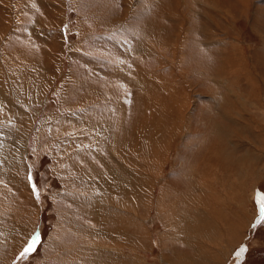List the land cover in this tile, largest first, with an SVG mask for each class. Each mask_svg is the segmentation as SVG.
<instances>
[{"label":"rangeland","instance_id":"obj_1","mask_svg":"<svg viewBox=\"0 0 264 264\" xmlns=\"http://www.w3.org/2000/svg\"><path fill=\"white\" fill-rule=\"evenodd\" d=\"M208 1L133 0L127 12L126 0H0V264H24L18 259L19 251L36 230L46 233V238L31 257V264H72L67 258H82L85 263L80 264H135L144 258L148 264H179L182 256H187L185 264H237L234 250L241 244L248 251L239 264H264V227H250L258 215L256 194L264 193V0H246L242 7L230 0H217L229 10V18L215 13L220 4L214 10ZM205 14L213 19V27ZM178 16L183 20L182 35L189 30L188 41L181 37L173 48L180 28ZM156 34H160L161 55ZM218 39L229 45L221 48ZM223 53L232 58V66L222 64L226 62V58L221 61ZM144 67L155 79L162 75L174 81L175 89L167 85L161 90L159 80H153V90L144 92L146 85L151 86L142 72ZM75 80L85 85L75 87ZM94 88L97 90L92 91ZM108 90L112 91L109 97L104 93ZM81 94L89 96L83 103L88 108L74 110L83 101ZM149 95L153 98L149 104L172 97L181 102L184 96L192 101L185 108L190 123L187 120L180 125L169 148L143 147L145 153L148 149L159 152V156L148 155L155 161L152 165L143 164L132 148H141L139 138L149 135L147 128L137 125L139 118L146 116L145 98ZM236 96L244 99L245 106L236 103ZM231 103L236 104L234 110ZM84 119L94 122L97 131L86 134ZM100 121H108L109 134L99 131ZM74 127L78 129L72 130ZM95 131L105 141L114 135L116 149L126 137L130 146L121 151L126 153L127 163L135 171L150 174L153 184L137 192L141 180L131 176L130 167L119 169L126 183L132 182L134 190L129 191L136 197V208L116 205L111 189L116 175L106 169H115L116 164L102 148L103 140L96 146L100 152L96 154L103 159L95 154L92 147L96 140L91 137ZM165 133L168 137L165 131L157 139L166 141ZM152 141L149 146L156 140ZM160 157L166 158L160 160L164 166L156 162ZM205 157L213 170L207 173V192L201 196L196 188L198 177L190 172ZM99 178L105 180L104 185L95 191L92 184ZM33 183L40 194L38 200ZM86 189L88 192L83 191ZM168 189L171 192L162 196ZM94 194L100 196L101 204L88 201ZM120 194L119 198L125 197ZM140 195L149 200L145 206ZM157 204L162 206L159 216ZM140 215L143 222L137 224ZM195 219L199 221L193 222ZM165 221L174 236H164ZM122 225L127 238L117 235ZM102 229L112 230L115 238L91 234ZM136 232L149 240L138 241ZM125 238L126 243L121 244ZM95 240L111 249L96 247L92 244ZM192 242L197 243L196 248ZM74 246L84 249L79 250L84 258L70 257L68 252Z\"/></svg>","mask_w":264,"mask_h":264},{"label":"bare ground","instance_id":"obj_2","mask_svg":"<svg viewBox=\"0 0 264 264\" xmlns=\"http://www.w3.org/2000/svg\"><path fill=\"white\" fill-rule=\"evenodd\" d=\"M132 1L133 0H126V11L128 12V8H130L131 9V7L130 6H132ZM184 1V0H183ZM186 1V0H185ZM210 1V2H209ZM208 2L210 3L209 5H211V8H213L214 10H215V8H216V5L218 4H220V7L219 8H217L218 9V11L219 12H216L215 11V13H217V14H226L227 16H228V18L229 17H231V14H229V10H227V9H224V7L222 6V4L221 3H218V1L217 0H215V1H212V0H209ZM220 1V0H219ZM222 1V0H221ZM231 2H233V3H235L237 6H245L244 5V3H245V1L246 0H230ZM158 2V1H157ZM206 2V1H205ZM177 4V3H176ZM185 4V3H184ZM204 4V3H203ZM217 5V6H218ZM180 6V5H179ZM165 8V7H164ZM163 8V9H164ZM176 8V7H175ZM244 8V7H243ZM166 9V8H165ZM167 10V9H166ZM238 10L239 11H241V9L238 7ZM243 10V9H242ZM133 12L132 13H135L134 12V10H132ZM139 11H140V9H139ZM210 11H212V10H210ZM142 12V11H141ZM160 13V12H159ZM178 13V12H177ZM176 13V14H177ZM175 14V15H176ZM193 14H194V12H193ZM196 14V13H195ZM206 16V19L208 20V23L210 24V26L211 27H213V19H211V17H210V15H209V17H208V14H205ZM233 16V15H232ZM225 17V16H224ZM177 19H178V21H179V23H180V28H178L179 30H176V33H175V35H174V40H173V48H176L177 47V41H179L180 40V38L182 37V41L183 42H185V41H188V37H187V32H189V30L188 29H186V32H184V34L182 35V33L183 32H181V28H182V26H181V23H182V18H180L179 19V16L177 17ZM185 20V19H184ZM183 24V23H182ZM151 26V25H150ZM235 27V26H234ZM158 31L160 32H162V28L160 27V29L158 28ZM158 35H160V34H156L155 35V39H156V41L158 42V46H159V49H160V52H159V55H161L160 53L161 52H163V48H162V44H161V42H160V40L159 39H157V36ZM208 36V35H207ZM206 36V37H207ZM205 37V38H206ZM147 38V37H146ZM153 38V37H152ZM151 38V39H152ZM150 40V39H149ZM211 40H213V37H212V39ZM152 41V40H151ZM209 42V41H208ZM212 42V41H211ZM217 42L220 44L219 46L221 47V48H225L227 45H229V44H227L225 41H220V39H218L217 40ZM205 43V42H204ZM213 43V42H212ZM210 44V43H209ZM230 44H231V46H232V48H233V50L234 49H236V48H234V46L236 45V44H234V42H230ZM179 45V44H178ZM228 48H230V47H228ZM228 48L226 49V50H228ZM239 48V47H238ZM142 50V49H141ZM179 50V49H178ZM218 50V49H217ZM224 50V49H223ZM154 51H155V49H154ZM164 51H173V50H164ZM225 51V50H224ZM236 51V50H235ZM235 51H233L232 52V55L233 56H235L236 55V52ZM181 52V51H180ZM239 52V51H238ZM242 52V51H241ZM240 53V52H239ZM153 54H155V55H157L155 52H153ZM222 54V53H221ZM238 54V53H237ZM146 55H148L147 57H149V54H147L146 53ZM173 55V54H172ZM239 55V54H238ZM159 57V56H158ZM236 57V56H235ZM226 58V62H225V60L224 59ZM231 57L230 56H228V54L227 53H223V56H222V62H223V60H224V63H222L224 66H226V67H230V66H232L231 64H230V61L231 60H229ZM242 58V57H241ZM156 59V58H155ZM167 59V58H166ZM174 59V58H173ZM232 59V58H231ZM240 60V59H239ZM239 60L237 59V63H239ZM242 60V59H241ZM159 61V60H158ZM232 61H234V60H232ZM27 62H29V61H27ZM157 62V61H156ZM173 62V61H172ZM29 63H31V62H29ZM11 65V64H10ZM19 66H21V67H28L27 65H19ZM118 66V65H117ZM126 66V65H125ZM125 66H124V68H125ZM15 67H18V65H15ZM120 67H122V66H120ZM118 68V69H120V72L123 74L124 72H123V67L122 68ZM234 68V67H233ZM146 68L144 67V70L142 71L143 72V74L147 77V78H149L150 79V84H151V86L148 88V86L146 85V87L143 89V91L144 92H147L149 89H152L153 90V86H154V83H153V80H159V83H158V87L161 89V90H163V89H166V87H167V85H170V86H172L174 89H175V87L174 86H176V85H172V82H174V81H168V80H165L164 79V77H162V75H161V77H159L158 79H155L154 78V74H152V73H148L149 75H147L146 73V70H148V69H146ZM181 70V69H180ZM187 70V69H186ZM231 70H233V69H231ZM219 71V70H218ZM224 71V70H223ZM116 72V71H115ZM117 72H118V70H117ZM150 72H152L151 70H150ZM184 72V71H183ZM186 72V71H185ZM202 72V71H201ZM234 72H235V70H234ZM156 73V72H155ZM205 73V72H204ZM218 73V72H217ZM216 73V74H217ZM219 73H221V71L219 72ZM16 74V73H15ZM17 75H18V73H17ZM156 75V74H155ZM158 75V74H157ZM206 75V74H205ZM120 76V75H119ZM214 76V75H213ZM185 77V76H184ZM221 77V76H220ZM219 77V78H220ZM74 79V78H73ZM147 81V80H146ZM250 81V80H249ZM74 82H76L75 83V87H77L78 86V88H81L82 86H84L85 84L84 83H82V81H74ZM166 83H168V84H166ZM176 83V82H175ZM190 84V83H189ZM172 87H170V90H171V88ZM86 88L88 89V90H91V88L90 87H88L87 85H86ZM173 88H172V90H173ZM70 90V89H69ZM95 90H97V88H94V90H92V91H95ZM161 90H154V91H156V92H158V91H160L161 92ZM170 90H169V92H170ZM64 91V90H63ZM104 91V90H103ZM115 91V90H114ZM114 91H113V96L111 97V99L115 96L114 95ZM174 91V90H173ZM66 92V91H65ZM69 92V91H68ZM105 94H106V96H110L111 94H112V91H110V90H108L107 92H104ZM171 93V92H170ZM176 93V92H175ZM63 94V93H62ZM66 94V93H65ZM68 96H69V93H68ZM162 96V95H161ZM81 97H83V101H82V103H81V105H80V107L79 106H77V107H75V109L74 110H76V109H78V108H83V107H85L84 106V102L86 101V97H89V96H84L83 94H81ZM80 97V98H81ZM170 97H171V95H170ZM185 97V96H184ZM183 97V98H184ZM161 98V97H160ZM168 98V97H167ZM182 98V101L181 102H179V99H177V98H175V97H172V98H169V99H167V102H163V103H160V102H157V103H148V100L151 102V101H153V98H152V96L151 95H149V98L147 99V98H145V103H147L146 105H145V112L146 113H144V115H146V116H142V117H138L139 118V121H138V119H137V125L138 126H140V128L141 129H143V130H145V128H147V131H148V133H149V135L148 134H146L147 132H144V134H146V135H144V137H142V138H139V140H142V142H141V148H143V147H145V149H146V147H149V149H150V147H153V146H155V147H160V148H162V149H164L165 147H170V142L172 141V139L174 138V136H175V134L177 135V133L180 131V125L182 124L183 125V123H187L186 121L188 120V123H190V120H191V118H190V116H186V113H185V108H186V106H188L189 105V103L190 102H192L191 101V98H189L188 96H187V98L185 97V99H183ZM235 98H237V101H236V99H235V101H236V103H238V104H240V107H243V106H245V102H244V99H242V98H240V97H238V96H236ZM117 99H119V98H117ZM163 99V98H162ZM89 100V99H88ZM108 100V99H107ZM110 100V99H109ZM113 100H116V99H113ZM168 101H169V103H168ZM116 102V101H115ZM230 102V101H229ZM87 103H88V101H87ZM119 103V102H118ZM249 103V102H248ZM149 104V105H148ZM232 104V103H231ZM77 105H79V104H77ZM88 105H90V104H88ZM113 105V104H112ZM263 105V104H262ZM66 106V105H65ZM69 106V105H68ZM75 106V105H74ZM121 106V105H120ZM220 106H221V104H220ZM259 106V105H258ZM89 107H91V106H89ZM235 107H236V104H232L231 105V108L234 110L235 109ZM71 108V107H70ZM74 108V107H73ZM85 108H88V107H85ZM229 110L230 109H228V111L226 112V113H224V115L225 114H227L228 112H229ZM148 111V112H147ZM143 112H144V110H143ZM264 112V111H263ZM83 115V114H82ZM49 116V115H48ZM87 118V117H86ZM90 118V117H89ZM88 119V118H87ZM176 119L177 120H180V121H176ZM123 120V119H122ZM252 120V119H251ZM90 120H86V119H84L83 120V123H84V127L86 128V130H87V132L88 133H86V134H90L89 132L90 131H94V129L97 127L96 126V124L94 123V122H89ZM89 122V123H88ZM87 123V124H86ZM100 123H102V124H100V132L102 133V134H104V135H107V134H109V132H110V130H109V128H108V121H104V122H102V121H100ZM1 124V123H0ZM186 125V124H185ZM215 125V124H214ZM217 125V124H216ZM73 126H77V125H73ZM136 126V125H135ZM219 126V125H218ZM81 127H82V125H81ZM8 128V127H7ZM112 128V127H111ZM168 128V129H167ZM182 128H183V126H182ZM181 128V129H182ZM217 128V127H216ZM78 128L77 127H74L72 130H77ZM97 129H98V127H97ZM97 129H95L96 131H97ZM120 129V128H119ZM85 130V131H86ZM112 130V129H111ZM218 130H219V128H218ZM5 131V130H4ZM96 131L95 132H92L91 133V137H94L95 138V140H96V144H95V146H93L92 148H93V150L95 151V154L98 152V154H100V152L98 151V149H96V146L98 145V146H103L102 148H104V149H106V150H108L109 151V154H110V158H111V160L112 161H114L115 162V164H116V167H115V169L113 168H111V167H113V166H107L106 167V169H107V172L109 171V172H113V174L115 173V175H116V179L115 180H111V184H113V185H115V187H113V185H112V187H111V189L113 190V196H116V199H117V202H115V203H117L116 205H118V206H120V207H124L125 209H126V206L129 204V205H134L135 206V208H136V205H135V202H133V199H135V198H132L131 196H130V194H131V192L129 191L130 189H132V191L134 190L133 189V185L131 184V183H129V184H127L126 182H128V180H127V178L126 177H124L125 175L124 174H120V173H118L119 172V169H121L120 167H130L131 168V166L127 163V155H126V153H122V149H125V147L124 146H126L127 148L130 146L129 145V142H128V140L126 139V137L124 138V140H123V142H122V144L123 145H120V146H118V149H116V147H117V141H116V139H115V136L113 135L112 137H111V135H110V140L108 141H105L104 140V138L102 139L101 137H100V133L99 132H97V133H99L98 134V136H97V133H96ZM120 131V130H119ZM168 132V134H169V136L167 137L166 135H167V133H165V137L166 138H168L166 141H164V139L162 140V139H157V135H160L162 132ZM223 131V130H222ZM59 132V131H58ZM114 132V131H113ZM219 132V131H218ZM221 133H223V132H221ZM221 133H217L218 135L219 134H221ZM227 133V132H226ZM225 133V134H226ZM229 133V132H228ZM124 135H125V133H123ZM216 134V135H217ZM58 135H60V134H58ZM216 135H214V136H216ZM216 136V138H218L219 140H221L222 139V137H220V136ZM228 135V134H227ZM84 136V135H83ZM86 136V135H85ZM88 136V135H87ZM90 136V135H89ZM117 136H118V134H117ZM206 137V136H205ZM227 137H229V136H227ZM81 138H83V137H81ZM176 138V137H175ZM72 139V138H71ZM77 139V138H76ZM131 139V138H130ZM55 140V139H54ZM103 140V142H102V144L101 145H99L100 143H101V141ZM150 140H156L152 145H148V144H150ZM215 140V139H214ZM81 141V140H80ZM105 141V142H104ZM149 143H148V142ZM152 141V142H153ZM202 141V140H201ZM128 142V143H127ZM131 142H133V141H131ZM75 143V142H74ZM147 143V144H146ZM204 143H206V145L208 144L206 141H204ZM79 144H81V145H83L81 142H79ZM126 144V145H125ZM215 144V143H214ZM119 145V144H118ZM209 145V144H208ZM211 145V144H210ZM213 146V145H212ZM215 147H216V145H214ZM124 147V148H123ZM190 147V146H189ZM208 147V146H207ZM132 148H133V150L135 151V152H137V154H138V156L140 157V159H141V162L143 163V162H149V164L150 165H152V163H155V161H153V160H151L149 157H148V155H153V156H159L158 154H159V152L158 153H156V151L154 152H152V151H150L149 149H148V152H146L145 153V150H144V148H143V152L140 150L139 152H138V150L139 149H141L140 147H139V149L137 148V145H132ZM131 148V149H132ZM153 149V148H152ZM151 149V150H152ZM161 149V150H162ZM201 149V148H200ZM224 149V148H223ZM168 150V149H167ZM132 151V150H131ZM164 151V150H163ZM212 151V150H211ZM148 153V154H147ZM166 153V152H165ZM164 153V154H165ZM98 154H96V155H98ZM114 154V155H113ZM255 154H257V153H255L254 152V155ZM73 155H75V154H73ZM218 155H220V156H222L221 155V153L220 154H218ZM226 155V154H225ZM224 154H223V156H225ZM183 156H185V155H183ZM11 157V156H10ZM98 157L99 158H102V156L101 155H98ZM167 157V156H166ZM65 158V157H64ZM70 158V157H69ZM75 158V157H74ZM152 158V157H151ZM201 158V157H200ZM207 157H205L204 159H203V162H201V164L198 166L197 165V169L195 168V170H192L191 172H190V174L193 176V177H198V180H197V183H196V188H199V190H197V192L199 193V195H201V196H204V195H206V187H205V182H206V179H207V177H208V175H209V172H211L213 169H211L212 167H210L211 166V164H208L209 162H206L207 161V159H206ZM13 159V158H12ZM103 159V158H102ZM101 159V160H102ZM161 159H165L164 161H166V158H161L160 157V159L158 160V161H156L157 163H158V166L159 165H162L163 163V161L161 160ZM162 162H161V161ZM199 160V159H198ZM220 160H221V158H220ZM11 161V160H10ZM60 161H62L63 162V159H60ZM103 161V160H102ZM139 161V160H138ZM177 161V160H176ZM187 161V160H186ZM168 162V161H167ZM12 163V162H11ZM165 163V162H164ZM107 164V163H106ZM143 164H145V163H143ZM11 165V164H10ZM9 165V166H10ZM111 165V164H110ZM127 165H129V166H127ZM12 166V165H11ZM143 166V165H142ZM146 166V165H145ZM154 166V165H153ZM162 166H164V164L162 165ZM213 166V165H212ZM95 167V166H94ZM68 168V167H67ZM130 168H128V170H129V172L131 173V176H133V177H136V179L138 178V180H141V181H139V185L140 186H138V191L137 192H141V190L143 189L142 187L143 186H149L150 184H153V183H150V181L149 180H151V177H150V174L148 175V174H144V173H146V172H144L143 170H139V171H135V169L134 168H131V171H130ZM172 168H173V166H172ZM17 168H15V170H16ZM82 169V168H81ZM84 169V168H83ZM91 169H92V167H91ZM124 169V168H123ZM155 169V168H154ZM189 169H191V168H189ZM104 170V169H103ZM116 170V171H115ZM122 170V169H121ZM148 170V169H147ZM188 170V169H187ZM202 170L205 172V173H203L202 174ZM211 170V171H210ZM83 171V170H82ZM92 171H93V169H92ZM124 171V170H123ZM146 171V170H145ZM152 171V170H151ZM185 171V170H184ZM15 172V171H14ZM66 172V171H65ZM153 172V171H152ZM162 172H163V170H162ZM72 173L73 172H71V176H72ZM84 173V172H83ZM100 173V172H99ZM122 173V172H121ZM207 173H208V175H207ZM165 174V173H164ZM84 175V174H83ZM155 175V174H154ZM187 175H189V174H187ZM103 176V175H102ZM156 176V175H155ZM154 176V177H155ZM164 176V175H163ZM190 176V175H189ZM111 177H113V176H111ZM157 177V176H156ZM187 177V176H186ZM191 177V176H190ZM190 177L188 178V180L186 179V187L188 188L189 186H190ZM72 178V177H71ZM87 178V177H86ZM114 178V177H113ZM131 178V177H130ZM158 178V177H157ZM76 179V178H75ZM111 179V178H110ZM134 179V178H133ZM194 179V178H193ZM66 179H64V181H65ZM157 180H159V178L157 179ZM104 179H102V178H99L98 180H94V182H93V184H92V187H93V190H95V189H97L99 186H102V185H104L103 183H104ZM131 181V180H130ZM153 181V180H152ZM151 181V182H152ZM155 182V181H154ZM157 182V181H156ZM66 183V181L64 182V184ZM138 184V183H137ZM136 184V185H137ZM66 185V184H65ZM72 185V184H71ZM74 186L76 185V184H73ZM212 185V184H211ZM69 187H70V185H68ZM68 186H67V188H68ZM152 186V185H151ZM151 186H150V188H151ZM169 186V185H168ZM97 187V188H96ZM95 188V189H94ZM105 188V187H104ZM149 187H147L146 189H148ZM194 188V187H193ZM109 189V188H108ZM135 189H136V186H135ZM92 190V191H93ZM151 190V189H150ZM153 190V189H152ZM83 191H85V192H88V190L86 189V190H83ZM96 191V190H95ZM149 191V190H148ZM100 192H101V190H100ZM143 192H146V191H144L143 190ZM151 192V191H150ZM154 192H155V190H154ZM164 192V193H163ZM162 193H163V195L162 196H165V195H167V194H169L170 192H171V190L170 189H168V190H166V191H163ZM175 192V191H174ZM119 193H123L124 195H125V197L124 198H119L118 196L119 195H117V194H119ZM152 193V192H151ZM122 194V195H123ZM142 194H144V193H142ZM154 194V193H153ZM176 194V193H175ZM254 194V193H253ZM95 195V194H94ZM121 195V194H120ZM121 195V196H122ZM132 195V194H131ZM190 195V194H189ZM143 196H145V195H140V201L142 202V204L145 206L146 205V200H148V198H146V199H144L145 197H143ZM150 196V195H149ZM161 196V197H162ZM83 197V196H82ZM151 197V196H150ZM154 197V196H153ZM159 197H160V194H159ZM100 199V196H94L93 197V195H92V198L90 197V199H88V201L89 202H91V205L92 204H95V202H96V204L97 203H100L98 200ZM126 199H129V200H132V203H128L127 201H126ZM194 199V198H193ZM150 200H152V198L150 199ZM166 200H168V202H171L172 200H170L169 199V197L166 199ZM165 200V201H166ZM149 201V200H148ZM154 201V200H153ZM162 201L163 200H161V199H159V202H160V204L163 206V203H162ZM164 201V202H165ZM194 201L195 202H197V203H199L200 205L202 204V202L200 203V200H197V199H194ZM124 202V203H123ZM167 202V203H168ZM152 203V202H151ZM154 203V202H153ZM156 203V202H155ZM101 204V203H100ZM100 204H98V207H100ZM169 205L171 204V203H168ZM173 204V203H172ZM175 204V203H174ZM148 206V205H147ZM153 206V205H152ZM151 206V207H152ZM162 206H160V207H162ZM93 207V206H92ZM151 207H149V208H151ZM160 207H159V204H157V205H155V208H156V210H155V213L159 216L160 215ZM173 207V206H172ZM119 208V207H118ZM176 208H177V206H176ZM130 209V208H129ZM152 209V208H151ZM165 209V208H164ZM94 209H93V211L91 210V212L94 214V217H95V213H94ZM131 212V211H130ZM118 213H121V212H118ZM128 213V212H127ZM133 213V212H132ZM122 215H123V212L121 213ZM125 214V213H124ZM130 214V213H129ZM164 215H165V213H163ZM153 215V214H152ZM125 216V215H124ZM130 216V215H129ZM155 216V215H154ZM168 216H169V214H168ZM175 216V215H174ZM200 216V215H199ZM131 217H133V216H131ZM149 217V216H148ZM161 217V216H160ZM166 217H167V215H166ZM171 217H172V215H171ZM114 218H116V217H114ZM130 218V217H129ZM139 218V220H138V222H136L137 224H141L142 222H143V219H142V217H141V215L138 217ZM172 218H176V217H172ZM136 219V218H135ZM154 219V218H153ZM161 219V218H160ZM159 219V220H160ZM120 220V219H119ZM130 220H132V219H130ZM142 220V221H141ZM148 220V219H147ZM162 220H164V219H162ZM161 220V221H162ZM197 221H199L198 219H195L193 222H197ZM201 221V220H200ZM125 222V221H124ZM135 222V221H134ZM122 223H123V221H122ZM126 223H127V221H126ZM132 223V222H131ZM160 223V222H159ZM133 224V223H132ZM148 224V223H147ZM164 224L166 225V227H164L163 229L164 230H166V232H165V234H164V236H166V235H169V234H171V235H175V234H172L171 232H170V227H169V225L166 223V221L164 222ZM108 225V224H107ZM120 225V224H119ZM127 225V224H126ZM129 225V224H128ZM214 226V225H213ZM84 227V226H83ZM82 227V228H83ZM194 227V226H193ZM81 228V229H82ZM212 228V227H211ZM210 228V229H211ZM215 229V228H214ZM84 230V229H83ZM167 230H169V231H167ZM87 231V230H86ZM127 231H129L128 229H127ZM85 232V231H84ZM116 232V231H115ZM95 233H97V234H99L100 236H102V237H106V239L107 238H109V237H113V238H115L114 236H116L115 234H113L112 233V230H110V229H102V230H100L99 232L96 230V232H92L91 234H95ZM139 233H141V232H139ZM139 233H137L136 232V238L138 239V241L140 240H144V239H148V238H142L141 236H140V234ZM173 233H174V231H173ZM190 233H191V231H190ZM180 234V233H179ZM193 234V233H192ZM117 235H124L125 237H126V231H125V228L123 227V225L122 226H120V229H119V231H118V233H117ZM145 235V234H144ZM194 236V235H193ZM191 237V236H190ZM117 238V237H116ZM119 238H120V236H119ZM119 238H117V239H119ZM121 238H123V237H121ZM127 238V237H126ZM126 238H125V241H124V243H121V244H125L126 243ZM176 239V238H175ZM179 239H181V236H180V238ZM115 240V239H114ZM113 240V241H114ZM120 240H122L123 241V239H120ZM120 240H118V241H120ZM149 240V239H148ZM182 240V239H181ZM117 241V242H118ZM116 242V243H117ZM173 242H175V241H173ZM21 243L22 242H20V244H19V246L18 245H16V246H18V247H21ZM119 243V242H118ZM193 243V245H195V248L197 247V243H195V242H192ZM191 243V244H192ZM239 243V242H238ZM89 245H91V247H93L92 246V244L93 245H95L96 247H99L100 246V248H103V249H111V248H109L107 245H106V243L104 244V242H103V244L102 243H100V241H98V240H95V241H93L92 242V244H90V243H88ZM2 244H1V242H0V246H1ZM103 245V246H102ZM120 246H122V245H120ZM78 246H74V247H72V250H69L70 252H68V253H71V254H69L70 255V257L72 258L74 255L75 256H79V258H81V257H83L84 258V256L83 255H81V254H79V250H84V249H81V248H77ZM70 248V247H69ZM117 248V247H116ZM124 248V247H123ZM130 248H132V246L130 247ZM140 248H138V250H139ZM18 250H19V248H18ZM67 250V249H66ZM124 250V249H123ZM130 250H133V249H130ZM162 250V249H161ZM143 251H145V250H143ZM177 251V250H176ZM119 253V252H118ZM139 253V252H138ZM173 253H175V252H173ZM177 253H179V254H186V253H180V252H178L177 251ZM66 256H68V254L66 255ZM96 256V255H95ZM159 256H161V253L159 254ZM94 257V256H93ZM186 257L187 256H182V259L180 260V262H179V264H185V262H186ZM96 259V258H95ZM160 259V258H159ZM71 261V263L72 264H80V263H78V262H82V263H85L84 261H83V259L81 258L80 260L79 259H74V258H72V260H69V258H67L66 259V261ZM172 261H173V259H171ZM176 260V259H175ZM94 261V260H93ZM149 262V261H148ZM148 262H147V260L144 258V259H142L141 260V262H139V263H135V264H148ZM91 263V262H90ZM107 263V262H106ZM89 264V263H88ZM110 264V263H109Z\"/></svg>","mask_w":264,"mask_h":264},{"label":"snow or ice","instance_id":"obj_3","mask_svg":"<svg viewBox=\"0 0 264 264\" xmlns=\"http://www.w3.org/2000/svg\"><path fill=\"white\" fill-rule=\"evenodd\" d=\"M28 179L31 181L32 176L29 175ZM33 192L36 195L37 200L39 199V192L37 191L36 183L32 185ZM256 204L258 207V215L254 222L251 224V229L256 230L258 227H264V193L257 192ZM46 238V233L36 230L33 231L27 240L22 245V249L19 251L18 259L24 261V264H31V257L37 253L38 248L42 247V242ZM248 251L247 247L243 244L239 245L235 250L234 254L236 257L237 264L243 260L245 253Z\"/></svg>","mask_w":264,"mask_h":264}]
</instances>
